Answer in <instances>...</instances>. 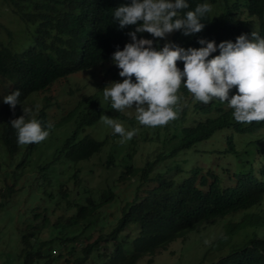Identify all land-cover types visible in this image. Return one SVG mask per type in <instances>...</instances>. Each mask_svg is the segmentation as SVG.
<instances>
[{
	"label": "trees",
	"instance_id": "16d2710c",
	"mask_svg": "<svg viewBox=\"0 0 264 264\" xmlns=\"http://www.w3.org/2000/svg\"><path fill=\"white\" fill-rule=\"evenodd\" d=\"M1 1L25 25L33 26L19 48L0 42V79L10 83L7 95L20 91V104L34 95L44 99L41 96L44 92L53 90L56 84L67 82L69 75L78 72L93 71L90 74L94 75L96 71L99 77H103L101 90L107 82H122L111 56L115 51L123 50L126 43L132 42L127 33L134 31L136 26L119 29L118 22L113 20V13L115 8L130 0ZM187 2L189 8L185 12L207 3L211 10L219 11V15L205 14L201 21L205 27L201 32L184 36L175 31L167 39L154 40V48L158 50L169 42L185 49L199 48L204 46L198 43L199 39L214 41L217 45L222 41L234 43L241 34L249 38V21L238 14L241 10H245L247 17L257 18L258 33L264 37V0H235L232 3L223 0V5L220 0ZM140 38L153 39L146 32L137 33V39ZM218 54L217 49L209 59ZM177 66L182 70L183 62H178ZM66 92L72 94L74 89H66ZM234 94L235 88L229 96ZM178 95L181 97L177 106L181 109L179 118L170 122L177 131L172 136L177 138L176 142L170 149L159 152L138 166L131 162L124 165L117 181L124 183L136 178L139 184L133 196L121 205L113 224L106 231H100L107 220L98 212L103 203L114 198L111 188H104L97 200L93 198V190L85 186L82 190L79 185L68 190L62 186L61 192L65 195L71 189L79 188L78 193H84V202L67 201L65 204L74 207L75 212L65 221L45 216L41 222L26 225L20 241L22 264H94L96 259L104 264H135L144 255H148V261H151L153 255L188 231L236 212L243 214L238 220H228L226 234L264 226V161L261 162L259 176L252 167L246 172L235 173L232 185L223 184V177L202 166L186 170L181 180L155 171V166L162 159L175 156L219 129L254 132L264 128V122H236L233 110L226 102L221 103L218 99L208 104L195 102L183 87ZM20 104L14 110L4 102L0 106V116L7 117L1 128L0 140L10 155L19 149L16 130L9 122L18 118L16 108ZM45 107L39 106L34 111V118L46 127L50 122ZM103 112L113 119L125 117L123 112L111 108L110 101L104 106L98 92L73 102L63 120L74 118L76 128L64 138L54 160L63 155L71 161H79L100 151L107 139L99 140L89 135L79 137V133L86 126L96 123ZM227 144L226 150L235 152L232 136L227 137ZM133 157L134 152L124 156L129 161ZM113 160L109 155L105 166L109 167ZM177 171H180L179 166ZM143 184L147 185L146 188H141ZM141 189L144 191L142 195L139 194ZM11 190L9 187L8 192ZM37 215L34 214L35 217ZM77 224L80 225L79 233L62 235L68 227ZM97 226L98 235L90 241L91 231ZM47 230V235L42 236V232ZM132 235L131 250L127 251L125 244ZM234 244L236 247L211 264H264V231L258 234L251 230L241 242ZM77 245L80 247L77 248Z\"/></svg>",
	"mask_w": 264,
	"mask_h": 264
},
{
	"label": "rangeland",
	"instance_id": "374dc122",
	"mask_svg": "<svg viewBox=\"0 0 264 264\" xmlns=\"http://www.w3.org/2000/svg\"><path fill=\"white\" fill-rule=\"evenodd\" d=\"M220 1L223 5V0ZM227 1L232 3L235 0ZM211 14L218 16L219 11L211 10ZM238 14H242L240 16L249 21V39H251V33L258 32L257 18L247 17L245 10L239 11ZM32 27L19 20L0 0V42L11 43L19 48L27 39L28 30ZM96 70L98 73V69ZM91 72L93 71L71 74L67 82L56 84L53 90L44 92L41 95L44 99L40 100L39 96L34 95L16 108L17 116L20 117L23 114L22 107H30L32 112L26 119H33L34 111L39 106L46 105L47 117L53 127L45 141L39 144H19L18 151L10 155L0 140V264H22L20 241L22 230L26 225L41 222L45 216L52 220L61 218V222L65 221L75 212L74 207L65 203L69 200L84 202V193H78L79 188L71 189L65 195L61 192L62 186L65 190L76 185L82 190L85 186L93 190V198L97 200L104 188L113 190L114 198L103 203L98 212L107 220L100 231H106L118 217L121 205L133 196L135 187L139 184L136 178L124 183L117 181L124 165L131 162L138 166L159 152L170 149L177 140L172 137L177 131L171 123L164 127H143L136 121L133 108L123 111L124 118L114 119L126 130L137 129L136 135L130 141L121 143L122 138L114 134L112 128L101 120L102 116L109 117L107 112H103L96 123L86 126L79 133V137L89 135L99 140L107 139L100 151L88 159L79 161H71L63 155L54 160L55 153L64 138L76 128L74 118L69 121L63 120V116L73 102L98 92L104 106L108 103L103 98V88L102 90L99 88L103 83V77H99L96 71L94 75H91ZM69 88L74 89L72 94L66 92ZM9 89L10 83L2 82L0 79V106ZM6 118L5 115L0 116V132ZM229 136H232L235 145L233 153L226 150ZM128 152H134L131 161L124 158ZM109 155L114 160L113 164L106 167L105 163ZM263 161L264 128L254 132H237L231 128H222L207 139L179 151L175 156L162 159L155 166V171L159 170L165 177L181 180L186 170L194 166H202L214 170L223 177L227 183L223 184L232 185L236 177L235 173L246 172L252 167L254 173L259 176V168ZM178 166L180 171H177ZM146 186L143 184L141 188ZM9 187L12 188L10 192H8ZM143 193L141 189L139 194ZM37 213L38 218L34 216ZM242 214L243 212L231 213L218 218L214 223L199 225L188 231L185 236L170 242L153 255L151 261H148V255H144L135 264H211L220 255L236 247L234 242H241L251 230L258 234L264 231V226H255L246 230L241 229L234 234H226L225 225L228 220H238ZM79 230V224L73 225L62 235L71 236L79 233ZM46 232L48 230L42 232V236H46ZM98 232L97 226L91 231L89 240H93ZM132 238L133 235L125 244L127 251L131 250ZM79 247L77 245V248ZM94 264H104V262L96 259Z\"/></svg>",
	"mask_w": 264,
	"mask_h": 264
},
{
	"label": "clouds",
	"instance_id": "9594fccd",
	"mask_svg": "<svg viewBox=\"0 0 264 264\" xmlns=\"http://www.w3.org/2000/svg\"><path fill=\"white\" fill-rule=\"evenodd\" d=\"M189 8L187 0H130L115 8L113 20L119 29L136 26L128 32L131 43L123 50L115 51L111 62L119 69L122 82H112L103 88V98L117 112L135 110V119L146 128L167 126L179 118L177 106L183 87L193 101L208 104L214 99L227 103L238 123L264 122V37L251 33V39L241 34L235 42L199 39L204 45L199 48H183L174 43H165L158 50L154 40L166 39L175 31L184 36L201 32L205 14L211 12L209 4ZM183 13V14H182ZM148 33L153 39H137V33ZM219 50V54L212 53ZM183 62L181 70L177 64ZM235 94L229 96L232 89ZM21 93L13 91L3 97L11 109L19 103ZM32 112L22 107V115L9 123L16 130L20 145L39 144L50 135L53 125L42 126L35 118L26 119ZM103 123L112 128L114 134L130 141L137 129L126 130L121 123L102 116Z\"/></svg>",
	"mask_w": 264,
	"mask_h": 264
}]
</instances>
